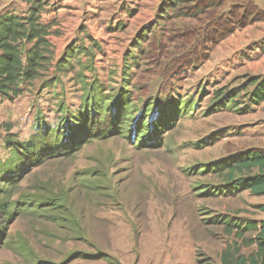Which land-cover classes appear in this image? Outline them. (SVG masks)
Returning <instances> with one entry per match:
<instances>
[{"label": "rangeland", "instance_id": "obj_1", "mask_svg": "<svg viewBox=\"0 0 264 264\" xmlns=\"http://www.w3.org/2000/svg\"><path fill=\"white\" fill-rule=\"evenodd\" d=\"M241 6L237 16L254 13ZM28 9L23 0H0V16H24ZM168 19L154 22L143 44L144 37L124 36L111 25L92 44L85 27L71 44L69 63L58 67L66 49L58 54L51 43L40 76L22 84L17 98L0 95V162L9 158L11 142L28 141L39 128L63 123L62 133L69 134L68 121L79 114L91 86L112 98L128 91L139 111L186 107L159 144L138 147L140 130L132 124L123 135L95 138L75 155L25 173L9 188V199L49 204L30 206L9 226L0 264H221L234 240L224 223L263 221L255 208L261 200L248 192L231 194L213 170L259 152L256 137L245 131L247 124L254 131L264 123V103L254 106L250 97L254 83L264 80V23L225 35L236 18ZM201 27L199 37H173ZM88 46L91 51L83 52ZM129 50L134 53L126 60ZM134 118L142 117L137 112Z\"/></svg>", "mask_w": 264, "mask_h": 264}, {"label": "trees", "instance_id": "obj_2", "mask_svg": "<svg viewBox=\"0 0 264 264\" xmlns=\"http://www.w3.org/2000/svg\"><path fill=\"white\" fill-rule=\"evenodd\" d=\"M23 1L29 7L24 16L10 12L0 16V95L9 100L21 94L22 84L30 83L40 76L48 65V55L51 54V43L48 39L51 35V26L43 25L41 22V15L47 3L44 0ZM245 3L254 9V13L248 14L246 11L237 16L236 11L241 6L238 4L233 6L230 12L222 13L219 9L222 3L217 0H170L167 5L161 7L159 12L161 16L159 15L154 22L158 23L168 18V20L186 18L197 22L214 21L216 17L226 22L236 18V23H231L224 30L227 35L249 24L264 23V13L249 2H242L241 8ZM163 15H166L167 19ZM154 22L139 32V38L144 37L143 40L140 39L142 44L148 41ZM204 31L203 27L200 30L188 28L186 32L178 31L172 35L183 39L195 38L200 36L199 32ZM90 42L94 44L92 38ZM138 44L141 45L139 42ZM74 46L66 48L58 67L73 59ZM135 47L133 45L132 49H136ZM90 48L83 47V52L91 51ZM133 53L134 50H129L125 59L130 58L128 54ZM190 62L196 63L194 60ZM126 70L127 67L123 72L126 73ZM254 84L257 86L251 93V102L254 106H259L264 103V80ZM137 112L142 118H134V113ZM181 112H186V107L182 109L175 104L171 107L169 105L159 107L156 111L149 107L139 111L132 105L128 91L125 92V96L120 94L117 98H112L105 97L102 89L91 86L86 89V101L79 114L72 116L68 121L69 134L62 133V123L52 130L39 128L28 141L11 142L8 145L9 158L0 162V245L7 237L9 226L21 213L32 205L39 210L49 204L47 200L27 196L20 197L18 201L9 199V188H13L25 173L38 168L47 160L71 157L95 138L106 139L123 135L124 128L132 127V124L136 126V131L140 130L138 147L147 143L159 144L161 135L169 126L174 125L175 118ZM129 132L130 130L126 131L127 134ZM213 171L222 175L224 188L231 194L248 192L253 197L264 196V154L260 152L248 151L239 159L216 165ZM255 208L261 210L262 207ZM224 224L226 233L233 236L234 240L223 251L221 264H264V221L249 220L244 224L233 225L230 222ZM242 248L254 249L244 254Z\"/></svg>", "mask_w": 264, "mask_h": 264}, {"label": "crops", "instance_id": "obj_3", "mask_svg": "<svg viewBox=\"0 0 264 264\" xmlns=\"http://www.w3.org/2000/svg\"><path fill=\"white\" fill-rule=\"evenodd\" d=\"M169 1L45 0L47 6L41 15V22L43 25L51 26V35L48 39L57 48V53L60 54L68 45L80 39L79 33L81 36L87 33V38L96 40L110 25L115 28V31L120 30L124 36H137L141 30L156 21L159 15L161 16L159 13L161 7L167 5ZM217 1L222 3L219 8L222 13L230 12L231 8L237 5L235 2L227 4L229 0ZM239 2L252 3L264 13V0H239ZM85 27L87 28L86 33ZM248 27L251 26L246 28ZM150 34L152 33L150 32ZM248 126L247 124L245 133H252L256 137V148L264 154V123L260 126L255 125L254 131H248ZM256 199L261 200L257 207L262 208L257 210L264 215V196L256 197Z\"/></svg>", "mask_w": 264, "mask_h": 264}]
</instances>
